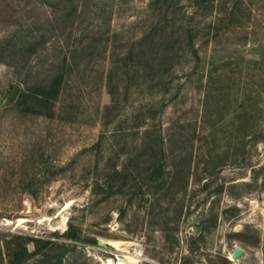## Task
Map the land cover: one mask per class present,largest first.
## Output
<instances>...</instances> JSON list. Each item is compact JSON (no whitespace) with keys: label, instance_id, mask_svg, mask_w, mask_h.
Returning a JSON list of instances; mask_svg holds the SVG:
<instances>
[{"label":"rangeland","instance_id":"obj_1","mask_svg":"<svg viewBox=\"0 0 264 264\" xmlns=\"http://www.w3.org/2000/svg\"><path fill=\"white\" fill-rule=\"evenodd\" d=\"M149 1L101 2L112 9V29L136 39L149 24ZM235 2L228 0V6ZM244 2L242 22H222L201 63L177 66L175 89L166 100L140 81L125 98L116 73L113 104L111 64L96 57L83 85L58 104L54 119L21 115L2 107L18 78L0 62V240L13 233H63L72 225L104 245L78 244L63 264H264V180L252 181L253 171L264 168V140L245 136L264 132V76L256 64L264 55V0ZM88 3L95 9L94 0ZM40 5L0 0V38L21 18L42 13ZM183 5L190 11L188 0ZM87 23L93 24L90 18ZM149 103L166 104L160 114L163 135L182 134L188 149L193 147L187 190L176 187L144 198L94 195L92 186L117 150L114 131L126 128L127 118ZM250 104L254 122L238 129L239 115ZM211 211L218 217L215 226L207 219ZM203 219L207 231L201 235L197 225ZM237 248L244 255L234 260Z\"/></svg>","mask_w":264,"mask_h":264},{"label":"trees","instance_id":"obj_2","mask_svg":"<svg viewBox=\"0 0 264 264\" xmlns=\"http://www.w3.org/2000/svg\"><path fill=\"white\" fill-rule=\"evenodd\" d=\"M37 1L42 5V13L21 18L0 38V62L14 69L19 87L18 94L3 105L16 86L12 85L1 102L3 108L18 114L48 119L57 116L58 104L68 98L73 88L83 85L89 63L96 57H104L111 64L107 82L113 104L116 92L112 79L116 73L125 98L132 83L140 81L150 89L157 88L166 100L175 89L177 66L189 60L201 63L206 58L202 57L203 52L219 36L220 24L226 20L228 26L241 23L247 12L244 0H235L230 7L228 0H188L190 11L184 7V0H150L147 28L138 38L129 39L112 29V9L101 2L104 0H94L95 9H91L89 0ZM32 10L38 11L36 6ZM256 64L263 68L264 76V55ZM208 74L213 77L212 70ZM119 94L117 89V109ZM165 106V103L162 107L155 103L140 106L125 121L130 123L126 128L117 127L113 133L117 137V150L92 186L94 195L106 199L120 193L129 198H144L148 193L155 195L176 187L187 190L193 147L188 149L189 140H184L182 134L163 135L160 114ZM252 107L250 104L239 115L238 129L254 122ZM255 134L245 136L264 140V132ZM175 140L182 144L178 149L173 147ZM261 177L264 180V168L253 171L254 184ZM31 194L36 196L34 191ZM207 219L215 226L218 217L211 211ZM206 222L203 219L197 225L201 235L207 231ZM78 244L100 246L97 239L83 236L72 225L63 233L42 237L9 234L0 240V264H63L66 255Z\"/></svg>","mask_w":264,"mask_h":264},{"label":"water","instance_id":"obj_3","mask_svg":"<svg viewBox=\"0 0 264 264\" xmlns=\"http://www.w3.org/2000/svg\"><path fill=\"white\" fill-rule=\"evenodd\" d=\"M18 92H19V87L15 86L14 90L6 97L4 102H8L9 100H11L14 96H16L18 94ZM98 244L100 246L104 245V243H102V242H98ZM243 255H244V251L240 248H237V249H235V251L232 254V259L237 260L240 257H242Z\"/></svg>","mask_w":264,"mask_h":264}]
</instances>
